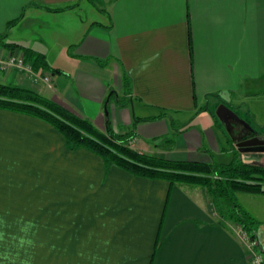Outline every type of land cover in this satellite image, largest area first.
I'll return each mask as SVG.
<instances>
[{"label": "crops", "instance_id": "obj_1", "mask_svg": "<svg viewBox=\"0 0 264 264\" xmlns=\"http://www.w3.org/2000/svg\"><path fill=\"white\" fill-rule=\"evenodd\" d=\"M86 4L107 19L85 24ZM49 16L69 22L72 70H39L44 83L0 69L1 84L48 91L100 131L131 134L141 153L264 167V147L238 151L214 110L224 103L244 118L247 101L264 100V0H0V33L13 19L45 26ZM8 51L0 43V55ZM211 148L228 158L215 161ZM259 200L247 212L264 259V194ZM222 210L204 187L106 165L68 148L42 120L0 109V215H9L0 264H251L240 227ZM33 246L37 253L24 252Z\"/></svg>", "mask_w": 264, "mask_h": 264}, {"label": "trees", "instance_id": "obj_2", "mask_svg": "<svg viewBox=\"0 0 264 264\" xmlns=\"http://www.w3.org/2000/svg\"><path fill=\"white\" fill-rule=\"evenodd\" d=\"M66 8L71 7L63 9ZM17 21L18 19L9 21L6 30L0 33L1 46L9 51L20 50L24 62L29 64L34 72L43 70V67L48 66L43 55L4 41L9 28ZM55 69L53 71H59ZM123 82L125 91L128 92V80L124 78ZM0 109L42 120L63 135L68 148H85L101 157L106 165L113 164L132 174L150 179H163L171 185L185 183L204 187L212 204L220 208V213L224 203V216L236 223L248 238L256 237L258 221L241 208L228 192L264 194L263 181L258 176V173L264 172V167L244 163L236 156L232 162L220 165L169 160L141 153L130 147L131 134L114 132L109 126H106L105 131H100L90 120L79 117L34 90L15 84L0 83Z\"/></svg>", "mask_w": 264, "mask_h": 264}, {"label": "rangeland", "instance_id": "obj_3", "mask_svg": "<svg viewBox=\"0 0 264 264\" xmlns=\"http://www.w3.org/2000/svg\"><path fill=\"white\" fill-rule=\"evenodd\" d=\"M95 6V5H94ZM84 10L80 11V15H82V18L85 21V24H88L87 22L91 21H97V22H104L107 17L104 14L103 11H99L96 8H91L90 5L86 4L85 7H83ZM69 22H58L55 18V16H49L46 17V25H38V23H32V22H21L20 24H14L9 28L10 34L7 35L6 38H4V41L7 43H16L18 46L22 48H28L33 50L34 52L41 54L44 56V59L47 63V67H43V72L49 75L50 77H53V75H59L62 76V73H68L72 70V68L75 65V58L76 57L73 53V47L69 45L72 40L74 39V36L66 35L64 31H67ZM78 39V38H77ZM51 68H56L55 70L59 71H53ZM40 74V73H37ZM45 96L49 95L50 93L47 91L44 92ZM48 97V96H47ZM264 97V96H263ZM247 100V99H246ZM254 101L253 99L250 101H247V104L243 105V110H246V117L242 118L244 119L252 128L257 130L264 129V100H255L254 101V107L251 106L250 103ZM253 104V103H252ZM262 104V106H257ZM216 108H214L215 110ZM250 109V110H249ZM254 110V111H253ZM107 110H105L104 114H107ZM253 114L254 118H257L256 121L257 124H254L251 119H249V116ZM256 114V116H255ZM224 126V124H223ZM105 129V128H104ZM225 129V126H224ZM226 130V129H225ZM227 132V131H226ZM130 145V141H129ZM132 146V147H131ZM131 148H136L135 145H130ZM137 151V150H136ZM211 155L213 156V159L215 161H219L220 158L222 160H226L225 156L227 154L221 155V150L214 148H211L210 151ZM231 155L229 154V158ZM258 176L262 178L263 181V188H264V172L258 173ZM230 196H233L237 204L247 210H256L259 206L257 205L256 201L258 197H261L262 194H251V193H245V192H238L235 191L231 193L228 192ZM254 195V196H253ZM212 201V200H211ZM214 206V205H213ZM216 211H220V208L218 206H214ZM9 215H0V225H6L7 217ZM49 216V215H48ZM5 230H3V233ZM2 231H0V253L4 252L3 247L1 245V241L4 237H2ZM9 249V247H7ZM16 250L21 252V247H16ZM10 252V251H7ZM27 253H37V247H30L27 251H24ZM1 263V261H0Z\"/></svg>", "mask_w": 264, "mask_h": 264}, {"label": "built area", "instance_id": "obj_4", "mask_svg": "<svg viewBox=\"0 0 264 264\" xmlns=\"http://www.w3.org/2000/svg\"><path fill=\"white\" fill-rule=\"evenodd\" d=\"M0 69H18L19 71H24L28 73L29 77L33 81H43L44 83L49 82V78L42 73L37 74L31 68V66L24 62L23 55L20 50L8 51L4 55H0ZM240 238L246 245L248 251V258L251 264H264L263 254L259 249V243L256 238H248L245 232L240 230Z\"/></svg>", "mask_w": 264, "mask_h": 264}, {"label": "water", "instance_id": "obj_5", "mask_svg": "<svg viewBox=\"0 0 264 264\" xmlns=\"http://www.w3.org/2000/svg\"><path fill=\"white\" fill-rule=\"evenodd\" d=\"M215 115L224 124L230 138L236 141L238 151H262V147L258 146L264 145V138L260 139L256 130L252 128L244 119L238 116L231 108L224 103H220L215 109ZM236 125H241L244 130H249L250 133H253V136L239 141L238 133L240 131L235 130Z\"/></svg>", "mask_w": 264, "mask_h": 264}, {"label": "flooded vegetation", "instance_id": "obj_6", "mask_svg": "<svg viewBox=\"0 0 264 264\" xmlns=\"http://www.w3.org/2000/svg\"><path fill=\"white\" fill-rule=\"evenodd\" d=\"M236 128H238L237 130L238 131H240V134H239V138H238V140L239 141H241V140H243V139H247L248 137H251V136H253V133H250V131L249 130H244L241 126H239V125H236L235 126ZM264 138V134H263V137H261L260 139H263ZM258 147H264V145L262 146V145H259Z\"/></svg>", "mask_w": 264, "mask_h": 264}]
</instances>
